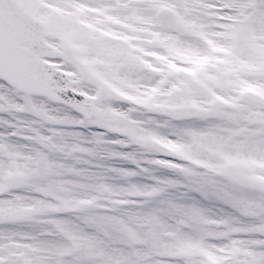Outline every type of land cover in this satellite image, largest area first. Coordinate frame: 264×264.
Segmentation results:
<instances>
[{"label":"snow or ice","instance_id":"obj_1","mask_svg":"<svg viewBox=\"0 0 264 264\" xmlns=\"http://www.w3.org/2000/svg\"><path fill=\"white\" fill-rule=\"evenodd\" d=\"M0 264H264V0H0Z\"/></svg>","mask_w":264,"mask_h":264}]
</instances>
